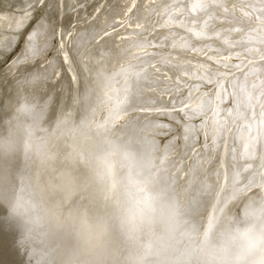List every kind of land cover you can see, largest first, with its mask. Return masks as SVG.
I'll return each mask as SVG.
<instances>
[{
  "label": "bare ground",
  "instance_id": "obj_1",
  "mask_svg": "<svg viewBox=\"0 0 264 264\" xmlns=\"http://www.w3.org/2000/svg\"><path fill=\"white\" fill-rule=\"evenodd\" d=\"M35 1L39 0H24L23 3L8 0V3L12 6L21 5L26 10L27 5L31 2L35 4ZM55 1L48 0L45 12L31 26L22 51L6 72L4 70L5 73L0 74V259H4L7 264L10 261L14 264H29L27 255L30 252L23 255L22 250L31 251L34 244H39L37 254L43 255L44 262L48 264H246L240 259L235 246L225 252L221 250L219 241L226 227L246 222L243 217L234 222L228 205L245 199L243 212L250 204L264 206V106L261 110L257 108L258 104L263 103L260 99L264 96V72L262 79L257 68H250L255 65L264 69V58L257 61V65L254 64L255 57L245 58L239 65L241 69H238L237 78L226 76L221 81L223 75H220L219 87L211 97L199 96L197 91L199 97H194L195 101L182 105L180 111L191 117L207 110V118L204 117L201 128H207L205 137H211L215 144L217 140L222 142L216 149L219 157L211 160L209 154L215 149L209 150L208 156L200 151L202 156L199 157V150L194 145L196 132L192 124L183 125L182 148L177 146L176 138L162 147L157 137L161 131L157 125L161 122L156 120V116L159 111L162 113L169 109L162 104L169 101L172 94H179L182 88L193 87L194 82L197 84L194 79H198L197 86L200 88L201 81H213L214 76L223 70L221 67L228 70L231 66L226 55L218 56L217 51V55L210 51L214 43L205 49L207 54L211 53L206 57L210 58H207L209 61L212 59V63L216 61V64H221L220 71L214 67V70L209 69L210 74L205 75L202 69L205 67L208 70L206 65L199 70L202 61H198V65L192 64L191 55L185 62L180 59L184 52L187 54L202 43L201 39L199 41L196 38L203 36L200 29L206 27L205 15L210 14L208 10L212 8H208L211 4L205 5L204 0H180L182 8L179 11L186 14L182 22L178 21L182 17H178L179 13L167 12L166 18L176 25L164 36V42L177 50L175 54L169 55L168 50L164 51L166 53L160 52V45L159 49L152 45L158 33L152 34L154 26L151 18L160 11L154 3L148 8L146 6V9L139 8L140 12L138 8L134 10L135 14H144V26L140 30L131 29L130 32H144L147 36L143 40L135 37L120 44L116 39L117 29H113L118 26L115 23L119 19L127 18L126 12L130 5L121 4L124 0L117 6H112V0H102L100 6L103 9L112 6L107 13L103 12V20L96 17V13H91L88 21L74 32L70 23L79 13H73L72 17L69 14L83 0H59L57 6ZM263 2L249 0L252 7L257 8L263 7ZM131 3H136V0ZM166 3L168 6L169 1L162 0L158 5L165 7ZM215 6L212 7L215 9ZM262 9L260 13L264 18ZM242 13L243 16L238 14V17L248 27L247 22L254 12L251 16V9L247 12L243 9ZM257 14L260 15L258 9ZM140 15L132 22L133 25L141 19ZM203 18L206 19L201 26L198 22ZM260 24L258 28L264 30L263 19ZM181 30L198 44L194 46L192 41L180 39L181 35L175 38ZM53 33L61 38L55 57L53 54L54 58L46 66L31 69L29 66L37 55H42ZM151 38L153 41L150 42ZM249 41L253 44L255 41L259 44L258 49L261 48L264 33L251 34ZM250 45L230 43L228 48L224 47L225 44L220 47L223 46L225 51L236 49L246 52V46L250 48ZM195 48L203 50L201 46ZM247 50L252 52L253 47ZM154 53L163 56L156 60ZM195 54L197 56L198 53ZM140 56L147 65L142 64L143 67L137 66L140 68L137 69L135 60L140 59ZM164 68L173 71L175 78L160 79L156 72L165 71ZM31 82L32 85L28 87ZM47 83H51L49 89L45 87ZM230 96L234 106L228 112L230 117L238 120L235 121L237 125L231 120V123L226 124L225 117L229 113L224 111V104ZM51 98L55 100L52 105ZM48 111L50 114L42 121ZM173 111H167L170 117L177 114ZM56 132L58 136L54 134ZM234 141L238 142V146H232ZM206 147H209L208 144ZM259 147L263 155L255 163ZM54 154L65 157L59 167L52 164ZM242 156L245 158L243 166L253 167L246 175L248 178L245 179L244 187L234 183L239 179ZM210 160L215 164L209 165ZM164 169L167 174L158 184L155 181ZM86 182L90 185L85 189ZM177 183L179 189L176 188ZM254 187H261L262 195L251 193ZM71 189H77V192L72 195ZM190 192L194 193L190 203L192 209L181 214L180 210L186 209L188 204L179 201L178 193L184 200V196ZM90 199L98 201L94 211L88 208ZM99 209L103 210L102 216L99 215ZM103 225L107 227L106 231L99 235L98 227ZM45 228L49 230L46 232ZM16 232L23 234H16L19 236L13 239ZM97 235L100 240L95 245ZM197 238L200 241L195 247L193 244ZM18 243L20 250L14 248L13 251ZM31 255L40 262L41 257L37 259L34 253Z\"/></svg>",
  "mask_w": 264,
  "mask_h": 264
},
{
  "label": "rangeland",
  "instance_id": "obj_2",
  "mask_svg": "<svg viewBox=\"0 0 264 264\" xmlns=\"http://www.w3.org/2000/svg\"><path fill=\"white\" fill-rule=\"evenodd\" d=\"M53 1H55V0H53ZM58 1L59 0H56L55 1V3H56V5L55 6H57L58 5ZM101 1L102 0H83L82 2H81V4L79 5V6H77V8L76 9H74L72 12H70L71 14H69L70 16L73 14V13H75V12H78L79 14H78V16L74 19V21L73 22H71L70 23V28H72L73 29V32L75 31V30H77L80 26H81V24L83 23V22H87L88 21V18L90 17V14L91 13H96L97 14V16L96 17H99L101 20H103V17H104V15H103V12H105V13H107L110 9H111V7L112 6H117V5H119L120 3L119 2H121V0H112L113 2H112V4H114V5H112V6H110L109 8H105V9H103V7H101L100 5H101ZM157 1H159V0H136V3H137V5H136V3H131V2H133V0H124L121 4H124V6H126L127 4L128 5H130L129 7V9L127 10V12H126V15H127V18L125 19V18H122V19H119V21L117 22V23H115V24H118V26H116L115 28L114 27H112V28H114L113 30H116V33H117V38L116 39H118V41H119V43L120 44H124V43H126L127 42V40H130V39H132V38H142L141 40H143V37H146L147 35L144 33V32H140V33H137V32H130L131 31V29H141V28H143V26H144V23H143V21H142V18H144V14H141L142 15V17H141V19L139 20V21H136L135 22V25H133L132 24V22L134 21V20H136L137 18H138V16L140 15V11H139V8L140 9H146V6H147V8L149 7V5L151 4H155V8L157 9H159L160 8V11L158 12V13H155V15L151 18L152 19V22H153V26H154V31L152 32V34H157L158 35V38H154L155 39V41L154 42H152V43H155L156 44V46H155V44H152L153 45V48H158V45H160V52L161 53H166V52H164V51H167V53H169V55L172 53V54H175L176 52H177V50H176V48L175 47H169L164 41H165V39H166V37H164V36H166L168 33H169V30H171V29H174L175 27H176V25H174L173 24V22H171L168 18H166V14H167V12L169 11V13L170 14H177V13H179L180 15H178V17H180V16H182V17H180L179 19H178V17H177V19H178V21L180 20H182V18L183 19H185L186 18V14L184 13V14H182L180 11H181V8H182V6H181V4L179 3V1L180 0H178V1H172V0H167V1H169V3H168V6H167V3H166V5H165V7H167V8H165L163 5H158L162 0H160L159 2H157ZM205 1V5L208 3V4H211L210 5V8H208V9H211V10H208L209 12H210V14L208 15L207 13V16L205 15V17H207V19L206 18H203L200 22H198V24L199 25H203V23H204V21H205V19H206V23L208 24H205V26L207 27L208 26V28H206V27H204V28H201L200 26V30L202 31L201 33H203V36L202 37H204V38H200V37H198V38H196V40H199L200 41V39L202 40L201 42L202 43H200V45L198 44V43H196V44H198V45H196L195 43H194V40L192 41L191 40V37L189 36L188 37V35L185 33V31L184 30H181L180 32L181 33H179V34H177L176 36H175V38L177 37V38H179V36H180V39H181V37H182V39H184V40H190V41H192V44L195 46H201V49H203V50H196L197 48H195V50H190L189 52H186L187 54H188V57H187V54H185V52L182 54V56L181 57H183V58H181L180 56V59L183 61V62H185L186 61V59L188 60V58L190 57V55H191V57H193V59L191 58V60L190 61H193V62H195V63H193L192 62V64H194V65H198L199 64V62H201L202 61V64H200V66H199V70H201V68L203 67V66H207L208 67V70H207V68H205V67H203V69H202V71L204 70V72H203V74H210L209 72V69H212V70H214L215 68H216V70H221V68L223 69V70H225V71H223V70H219L220 71V73H217V76H214V78H213V81H214V79H215V81L213 82L212 80H210V81H208L207 80V82H206V80L204 81H201V83H199V84H201V86H200V88H198V86H197V84H198V79H194L195 81H197V84H195L196 82H194V85H193V87H192V85H190L189 87H185V88H182V89H184V91H182V89H181V92L179 91V94H177V93H174L175 94V96H174V94H172L173 95V97L169 100V101H165L162 105L164 106V108H168L169 107V109L167 110V111H170V110H174L173 112L174 113H177V114H175L174 115V117L175 118H177V119H175L173 116L172 117H170L171 115H169V112H167L166 110V112L164 111V112H162V113H160L161 111H159L158 112V117L156 116V120H158L159 122H161V124H164V125H161V124H159V125H157L158 126V128H161V131L159 132V135L157 134V137H158V142H159V146H166L167 145V143H169V141L171 140V139H173V138H176L175 139V142L177 143V146L178 145H180V147L182 148L183 147V144H184V139L182 140V136H183V131L182 130H184V126H186L187 124H192V126L191 127H193V130H195V132H196V139L194 140V145H195V149L196 150H199V157H201L202 156V154L205 152V154H207V156H208V154H209V152H211V151H209V150H212V149H219V147L221 146L220 144H222V142H220V141H216V144L214 143L215 141L214 140H212L211 139V137H210V139H208L207 137H209V136H207V137H205V133H207V128L206 129H204L203 128V130H202V126H201V123H203V121L205 120V118L204 117H206V114L207 113H203V111L201 112V113H199V114H197V116L195 117H191V115H185V113H184V111L182 112V111H180L181 110V108H182V105L183 104H186V103H188V102H191V100H194L195 101V98H197V97H199V96H204V95H206L207 97H211L210 95H213L214 93H215V90L219 87L218 85H219V81H220V77L222 76V78L223 79H221V81H223L224 80V78L226 77V76H230L231 78H232V76H233V78L234 77H236L237 78V76L239 75V70L241 69L240 67H239V65H240V63H242L244 60H245V58L247 59V58H253L254 59V57H255V59H254V62L256 61V63H254V64H256L257 65V61L259 62V61H261V60H263V58H264V46H262V45H264V44H260V46H261V48L259 47V49H261V50H259L258 49V45L259 44H257L255 41H254V44H253V42L251 43V41H249V36L252 34V35H256V34H258L259 32H263L264 33V30H260V29H262V27L260 28H258V26H259V24H260V21L263 19V22H264V18H262L263 16H262V13H260V8H263L264 9V6L263 7H259V8H257V6L255 7V6H253L252 7V5L249 3V0H247V3L245 2L246 0H241L240 2H242V3H240L239 2V0H227V1H225V0H216L219 4L217 5V2L216 1H214V0H204ZM232 1V2H231ZM234 1H237V3H235ZM261 1V0H260ZM18 2H20V3H23L24 2V0H18ZM36 3L34 4V3H32L31 2V4H28L27 5V7H26V10H24L23 8L24 7H22L21 5H17V6H12V5H10L9 3H8V0H0V58H2L3 56H4V54L6 53V51H8L9 49H10V47L14 44V42L17 40V38H18V41H17V43H16V45H15V48L13 49V50H11L6 56H5V58L4 59H2V60H0V74H3V73H5L6 72V70H7V68L12 64V61H13V59L18 55V54H20V52L22 51V49H23V47H24V45H25V40H26V36H27V34H28V32H29V30H30V28H31V26L36 22V20L37 19H39L40 17H41V15L43 14V12H45V10H46V7H45V5H46V3L48 2V0H39V1H35ZM212 2V3H211ZM214 2H216V3H214ZM225 2H227V3H225ZM229 2V3H228ZM171 3V4H170ZM179 3V4H178ZM221 3V4H220ZM234 3V4H233ZM264 3V2H263ZM263 3H262V5H263ZM38 4V5H37ZM214 4H216V6H218V7H216ZM241 4V5H240ZM246 4V5H245ZM133 5V6H132ZM220 5V6H219ZM245 5V6H244ZM122 6V5H121ZM138 6V7H137ZM215 6V9L213 8V7ZM101 7V8H100ZM135 8H138L137 10L139 11H136V13L138 14H135V12H134V10H135ZM217 8V9H216ZM259 10V14L260 15H258L257 14V9ZM80 9V10H79ZM156 9H155V11H156ZM177 9V10H176ZM244 9V12L246 11H250V9H251V16H252V13L254 14L252 17H250V19L251 20H248V22H247V26L248 27H245L246 26V22L244 21V20H242L241 21V19H240V17H238V14H242L241 16H243V13H242V10ZM263 9H262V11H263ZM14 10H16V12L14 11ZM23 10V11H22ZM97 10V11H96ZM130 10V11H129ZM164 10H166V11H164ZM180 10V11H179ZM213 10V11H212ZM214 10H216V11H214ZM254 10V11H253ZM256 10V11H255ZM163 11V12H162ZM207 11V12H208ZM215 12L214 14H211L212 12ZM219 11H221V12H219ZM223 11V12H222ZM234 11V12H233ZM261 11V12H262ZM217 12V13H216ZM218 13H220V14H222V15H220V14H218ZM160 14H162V15H160ZM257 15V17H256V15ZM140 15V16H141ZM212 15V16H211ZM246 15V14H245ZM69 16V17H70ZM159 16V17H158ZM161 16V17H160ZM184 16H185V18H184ZM202 16V15H201ZM217 16V17H216ZM232 16H234L235 18H232ZM237 16V17H236ZM26 17V18H25ZM72 17V16H71ZM216 17V18H215ZM220 17H221V19H220ZM3 18V19H2ZM86 18V19H85ZM98 18V19H99ZM162 18H164V19H162ZM212 18V19H211ZM217 18H219L218 20H217ZM2 19V20H1ZM162 19V20H161ZM168 19V20H167ZM176 19V20H177ZM211 19V20H210ZM214 19V21H212ZM216 19V20H215ZM238 19V20H237ZM235 20V21H234ZM239 20H240V22H239ZM3 21V22H2ZM162 21H166V23L165 22H163L164 23V25H163V23H162ZM168 21V22H167ZM234 21V22H233ZM182 22V21H181ZM209 22V23H208ZM214 22V23H213ZM236 22H239L238 24L236 23ZM245 22V23H244ZM235 23H236V25H235ZM242 23V24H241ZM157 24V25H156ZM240 24V25H239ZM258 24V25H257ZM210 25V26H209ZM234 25H235V27L237 26H239V28L237 29V27L235 28L234 27ZM254 25H256V26H254ZM17 26H19V27H17ZM158 26H161V27H158ZM164 26V27H163ZM214 26V27H213ZM252 26V27H251ZM260 26H261V24H260ZM74 27V28H73ZM212 27V29H209V28H211ZM230 28V30H229V28ZM245 28V29H243V28ZM256 27V28H255ZM76 28V29H75ZM109 28V27H108ZM234 28V29H233ZM241 28H242V31H241ZM249 28H250V30L252 31H250L249 30ZM255 28V29H254ZM258 28V29H257ZM233 29V30H232ZM235 29H237V30H235ZM254 29V30H253ZM205 30V31H204ZM209 30V31H208ZM212 30H214L213 31V33H210V31L212 32ZM218 30H220V31H218ZM224 30V31H223ZM232 30V31H231ZM249 30V31H248ZM120 31V32H119ZM157 31V32H156ZM226 31V32H225ZM229 33H228V32ZM240 31V32H239ZM244 31V32H243ZM248 31V32H247ZM256 31V32H255ZM216 32V33H215ZM218 32H222V34L220 33H218ZM233 32V33H232ZM236 34H235V33ZM245 32H246V35H244L245 34ZM129 33V34H128ZM162 33V34H161ZM183 33H185V34H183ZM200 33V36L202 35ZM230 33H232V35L230 34ZM161 34V35H160ZM163 34H165V35H163ZM206 35V38H205V35ZM217 36V37H214L215 35ZM218 34H219V36H224L225 38H222L221 37V39H222V41H220L221 39H217L219 36H218ZM229 34V35H228ZM248 34H250V35H248ZM179 35V36H178ZM212 36V37H210V38H207V37H209V36ZM226 35V36H225ZM248 35V36H247ZM185 36V37H184ZM244 36V37H243ZM162 37L164 38V39H162ZM213 37H214V39H213ZM228 37V38H227ZM237 37V38H236ZM248 38V39H246V38ZM220 38V37H219ZM230 38H232V39H230ZM239 38V39H238ZM234 39V40H233ZM208 40V41H207ZM212 40V41H211ZM225 40V41H224ZM228 40V41H227ZM244 40V41H243ZM249 41L250 43H251V45H250V43L249 42H246L245 43V41ZM60 41H61V38L59 37V35L57 34V33H53L52 34V37H51V39H50V41H49V45L46 47V49L44 50V52L42 53V55H37V57H36V59H35V61H33L31 64V66H29L31 69H38V68H42V67H44V66H46L48 63H50L51 62V59H53L54 57H55V54H56V50H57V46L59 45V43H60ZM151 41H153V39L151 38V40H150V42ZM162 43H161V42ZM224 41V42H223ZM230 41H232V42H230ZM239 43H237V42ZM218 42V43H217ZM226 42L228 43V44H237V45H247L248 46V44L251 46V47H253V51L252 52H249V50H247V49H251V47L249 48V47H247L246 46V52L243 50H241V51H239V50H236L235 48H233V49H235V50H227L226 49V51L223 49L224 47H226V48H228V44L226 45ZM230 42V43H229ZM244 43V44H242V43ZM164 43H165V45H164ZM212 43H214V45L212 44ZM221 43V45L223 44H225V46L223 47H220L221 45H218V44H220ZM163 44V46H161ZM214 46H212V45ZM152 45H151V47H152ZM210 45L214 48H210ZM254 45V46H253ZM255 45H256V47H255ZM155 46V47H154ZM165 46V48H163L162 49V47H164ZM204 47V48H203ZM217 47V48H216ZM48 48V49H47ZM208 48H210V51L211 52H213L214 51V55H217L216 54V51H217V53H219L218 54V56L220 55V56H222V55H226L228 58H229V61H230V63H231V66L228 68V70H226V69H224L223 67H221V64L219 65L218 63V65L216 64V61L215 62H210V61H212V59L209 61V57H206L207 55H210L211 53H209V54H207L205 51L208 49ZM220 48V49H219ZM170 49V50H169ZM172 49V50H171ZM200 49V48H199ZM206 49V50H205ZM217 49V50H216ZM257 50V52H256V50ZM152 50H154V49H152ZM220 52H219V51ZM222 50V51H221ZM224 50V51H223ZM255 50V51H254ZM260 51V53H258L259 51ZM173 51H175V52H173ZM192 51V52H191ZM195 51V52H194ZM200 51V52H199ZM209 51V52H210ZM262 51V52H261ZM230 52H232V53H230ZM239 52V53H238ZM251 53L250 55H249V53ZM255 52V53H254ZM195 53H198L197 54V56H196V54ZM201 53V54H200ZM203 53V54H202ZM223 53V54H222ZM260 55V56H258V54ZM263 53V54H262ZM53 54H54V57H53ZM158 54V55H157ZM160 53H154L153 54V56H155L156 57V60H158V59H160L161 58V55H159ZM200 54V55H199ZM250 56H248V55ZM257 54V55H256ZM168 55V54H167ZM186 55V56H185ZM254 55H256V56H258V59H257V57L256 56H254ZM163 56V55H162ZM242 56V57H241ZM248 56V57H247ZM160 57V58H159ZM199 58V59H197V58ZM204 58L203 60H202V58ZM195 58L197 59V60H195ZM207 58H209V59H207ZM141 59V60H140ZM140 59H138V58H136V60H135V63H137V64H135L136 66H135V68H137V66L138 67H140V68H142L143 66H142V64H145V65H147L146 64V62L144 61V59H142V57L140 56ZM185 59V60H184ZM190 59V58H189ZM257 59V60H256ZM137 60L138 61H140V62H137ZM206 62H205V61ZM208 60V61H207ZM142 61V62H141ZM199 61V62H198ZM203 61H204V63H203ZM144 62V63H143ZM198 62V63H197ZM208 62H210V63H208ZM36 64V65H35ZM204 64V65H203ZM211 64V65H210ZM216 64V65H215ZM238 64V65H237ZM140 65V66H139ZM144 65V66H145ZM232 65H234V66H232ZM237 65V67H235ZM246 65V64H245ZM40 66V67H39ZM211 66V67H210ZM217 66V67H216ZM213 67V68H212ZM215 67V68H214ZM221 67V68H220ZM140 68H137V69H140ZM240 68V69H239ZM251 69H253V68H257V71L259 72V74H260V76L262 77V79H263V72H264V69H262L263 67H261V66H259V67H257V66H251L250 67ZM261 68V69H260ZM165 69V71L164 70H160V71H157L156 73H157V76L160 78V79H162V80H166L167 78H169V79H172L171 77H173V78H175L173 75H172V72L173 71H171L170 69H168V68H164ZM239 69V70H238ZM259 69V70H258ZM4 70H5V72H4ZM207 70V71H206ZM263 70V71H262ZM166 71H168V72H166ZM223 71V72H222ZM170 72V73H169ZM206 72V73H205ZM208 72V73H207ZM225 72H227L226 74H224ZM166 73H167V75L168 74H170V75H168L169 77H167V75H166ZM166 76H165V75ZM229 74H232V75H229ZM162 75H164V76H162ZM204 75V76H205ZM221 75V76H220ZM161 76V77H160ZM165 77V78H164ZM220 79H219V78ZM229 77V78H230ZM168 80V79H167ZM217 80V81H216ZM264 80V79H263ZM51 82V81H50ZM200 82V81H199ZM217 83V85H216V83ZM193 83V82H192ZM48 84V85H47ZM46 85H45V87L47 88V89H49L50 87H51V83L49 84V83H47ZM50 85V86H49ZM49 86V87H48ZM197 86V87H196ZM194 87H195V89H194ZM189 90V91H188ZM200 93V95L198 96V92ZM191 92V93H190ZM194 92H197V93H194ZM201 92L203 93V95H201ZM196 94V95H195ZM263 94H264V92H263ZM171 96V95H170ZM189 96V97H188ZM190 96H193V97H190ZM181 97V98H180ZM195 97V98H194ZM167 98H169V97H167ZM184 98H186V99H184ZM192 98V99H191ZM174 99V100H173ZM177 99L179 100V99H181L182 101L180 102V100L179 101H177ZM183 99L185 100V101H183ZM261 99L263 100V101H261ZM261 99H260V102H263V103H260V104H258V106H257V108L258 109H262V107L264 106V96H262L261 97ZM175 101H177V102H175ZM168 102V103H167ZM179 102V103H178ZM185 102V103H184ZM178 103V104H177ZM180 103H182V104H180ZM177 104V105H176ZM245 104H247L246 102H245ZM175 105V106H174ZM172 106V107H171ZM176 106H178V107H176ZM233 106H234V100H233V98L230 96L229 98H228V100L225 102V104H224V107H225V109H224V111L226 110L227 112L228 111H230L232 108H233ZM261 106V107H260ZM175 109H174V108ZM172 108V109H171ZM177 108V109H176ZM178 108H180V109H178ZM177 110V111H176ZM159 113H160V116H159ZM165 113H166V116H165ZM168 113V114H167ZM184 113V114H183ZM229 113V112H228ZM227 114V113H226ZM164 115V116H163ZM205 115V116H204ZM115 116V115H114ZM177 116V117H176ZM187 116H190V118H188ZM199 116V117H198ZM227 117H225V119H226V124L227 123H231V122H229V120H231L232 122H234L235 123V121H238V120H235V117H230V113L229 114H227L226 115ZM113 118V117H112ZM174 118V119H173ZM194 118V119H193ZM207 118V117H206ZM230 118V119H229ZM189 119V121H187ZM228 119V120H227ZM234 119V120H233ZM237 119V118H236ZM187 121V122H186ZM166 122V123H165ZM189 122V123H188ZM111 123V122H110ZM183 123V124H182ZM186 123V124H185ZM195 125H194V124ZM237 123V122H236ZM235 123V125H237ZM169 124V125H168ZM185 124V125H184ZM198 124V125H197ZM233 124V123H232ZM160 125H161V127H160ZM184 125V126H183ZM228 125V124H227ZM108 126H110V124L108 125ZM162 126H164V127H162ZM167 126H169V127H167ZM194 126H196V127H194ZM165 127H167V128H165ZM198 127V128H197ZM167 129H170V130H167ZM206 130V131H205ZM205 132V133H204ZM204 133V134H203ZM207 138V139H206ZM168 141V142H167ZM214 141V142H213ZM183 142V143H182ZM196 142V143H195ZM210 143V144H209ZM214 143V144H213ZM217 143H219V144H217ZM238 143V142H237ZM237 143H236V141H234V143H232V146L233 147H235V146H238L237 145ZM208 144V146L209 147H206V145ZM213 145V148H211V146ZM215 145V146H214ZM217 146V147H216ZM205 148V149H204ZM206 148H208V150H206ZM184 149V148H183ZM215 150H212V152L209 154L210 156H211V160L213 159H216L217 157H219L218 155H219V152L216 150V152H217V155H216V152H215ZM200 151H202V154H201V152ZM214 152H215V154H214ZM262 155H263V152H262V148H260L259 147V151H258V153H257V155H256V157H255V159H254V162L256 163L257 162V159L258 158H260V156L262 157ZM198 156V155H197ZM213 157V158H212ZM244 157L242 156L241 157V161L243 160V162H241V165H242V167L240 168V170L237 172L238 173V177L237 178H239V179H237L234 183L237 185V186H243L244 187V183L246 182L245 181V179H247L248 177H246V175L247 174H249L250 172H251V169L253 168H247V167H245V166H243L244 165V163H245V158L243 159ZM210 160V161H211ZM259 161L261 160V158L260 159H258ZM258 161V162H259ZM190 162H191V160L188 162L189 164H190ZM207 162H209V161H207ZM214 162H212L211 161V163H209V165H212ZM254 163V164H255ZM215 164V163H214ZM258 164V163H257ZM243 171V172H242ZM250 171V172H249ZM247 172V173H246ZM240 176V177H239ZM242 177V178H241ZM241 178V179H240ZM238 183V184H237ZM235 185L233 184V187H234ZM243 187H242V192H243ZM239 194L241 193V191H239L238 192ZM237 193V194H238ZM251 193H254L255 195H258V196H260V195H262V193H263V190H261V187L259 188V187H254L253 189H251ZM246 198V197H245ZM244 204H245V199H240L239 201H236V202H234V203H232L231 205H228V209H229V214H231L232 216H233V221L235 222V221H239L240 219H241V217H242V213H243V207H244ZM7 264V263H6Z\"/></svg>",
  "mask_w": 264,
  "mask_h": 264
},
{
  "label": "clouds",
  "instance_id": "obj_3",
  "mask_svg": "<svg viewBox=\"0 0 264 264\" xmlns=\"http://www.w3.org/2000/svg\"><path fill=\"white\" fill-rule=\"evenodd\" d=\"M242 217L246 222L225 228L219 241L220 248L227 252L235 246L246 264H264V206L250 204Z\"/></svg>",
  "mask_w": 264,
  "mask_h": 264
},
{
  "label": "water",
  "instance_id": "obj_4",
  "mask_svg": "<svg viewBox=\"0 0 264 264\" xmlns=\"http://www.w3.org/2000/svg\"><path fill=\"white\" fill-rule=\"evenodd\" d=\"M17 41H18V38H17V40L14 42V44L10 47V49L8 50V51H6V53L4 54V56L2 57V58H0V60H2V59H4L5 58V56L11 51V50H13L14 48H15V45H16V43H17ZM48 49V48H47ZM33 81H35V80H33ZM32 81V82H33ZM32 82H31V84H29V86L28 87H30V85H32ZM32 98H36V96H33ZM50 103H51V105L54 103V98H51L50 99ZM50 111H51V107H50ZM50 111H48V113H46L45 114V116H43V118H42V121H43V119H45V117L46 116H48L49 114H50ZM67 111V110H66ZM71 116H69V118H70ZM57 126V125H56ZM56 126H54L55 128H56ZM53 130V129H52ZM54 131H52V133H53ZM52 133H50V134H52ZM54 134H56V136H58V133L56 132V133H54ZM61 153V152H60ZM52 160V164L54 165V166H60V164H63V161H65L64 159H65V157H63V158H61V156L60 155H58L57 156V154H54L53 156H52V158H51ZM66 167V166H65ZM71 170V169H70ZM167 174V170L166 169H164L161 173H159L158 174V176H157V181H155V182H159L158 184H160V182L162 183V180H163V178L165 177V175ZM74 176V175H73ZM156 180V179H155ZM178 185H176V188H178L179 189V183H177ZM90 184H89V182H86V184H85V189L89 186ZM72 190V189H71ZM75 190H77V189H73L72 191H71V194L73 195V193H76L77 191H75ZM179 191V190H178ZM197 192V191H196ZM70 194V195H71ZM173 196V195H172ZM180 200V202H182V201H184V203L186 202L188 205L186 206V209H182V210H180V213L182 214V213H185L186 212V210L188 211L189 209H192V204H190V203H192L191 201H192V199H193V197H194V193H192V192H190L189 194H187L186 196H184L185 198H184V200H181L182 198V195L181 194H179L178 193V196H177ZM91 201H90V203L88 204V208H90V209H92L93 211H94V209L96 208V206H97V202L98 201H92V199H90ZM226 200V199H225ZM225 200L224 201H222L221 202V204H220V206H222V203L223 202H225ZM185 208V207H184ZM220 208L221 207H219V209H217V211L219 212V210H220ZM90 209L88 210V211H90ZM208 209V208H207ZM91 210V211H92ZM100 210V213H99V215H101L102 213V211L103 210H101V209H99ZM183 210H185L184 212H183ZM227 214V213H226ZM103 215V214H102ZM101 215V216H102ZM185 215V214H184ZM231 219H233V216H232V218ZM95 220H99V219H95ZM95 225V224H94ZM106 228L107 227H105L104 228V225L102 226V227H98V229H99V232H98V234L100 235V233H103V232H105L106 231ZM109 228V227H108ZM51 229V228H50ZM109 229H111V228H109ZM49 229L48 228H45V230L44 231H48ZM52 230H54V228L52 227ZM52 230H50L49 232H51ZM18 232H20V230L18 231ZM18 232H16V233H14L13 234V239H15V237L17 238V236H19V235H22L23 233H18ZM16 234H19V235H16ZM9 237V236H8ZM97 237V238H96ZM95 238H96V240H95V245L96 244H99L98 243V241L100 240V239H98V235L96 236ZM9 239L10 240H12L10 237H9ZM193 241H195V239H193ZM200 241V239L199 238H197L196 239V241H195V243L193 244V245H195V247H196V245L198 244V242ZM18 242V241H17ZM2 242H0V244H1ZM10 244H13V242H10ZM19 244L20 243H18L15 247H13V251L15 250L14 248H20L19 247ZM1 246V245H0ZM38 246H39V244H34L33 246H32V248H31V251L28 249V250H22V253H23V255L27 252V253H29L30 252V255L28 254L27 256H29V257H27V261H29V264H48V263H45L44 262V256L43 255H38L37 253H39V250H38ZM199 246V245H198ZM198 246H197V248H198ZM18 250H20V249H18ZM198 252V251H197ZM34 253V256L38 259V256L39 257H41V259H40V262H38L37 260L35 261L34 260V258H33V255H31V254H33ZM1 255V254H0ZM22 255V256H23ZM64 259V258H63ZM12 262L10 261V263L9 264H11ZM18 263V262H17ZM0 264H6V262H5V260L4 259H0ZM12 264H14V262L12 263Z\"/></svg>",
  "mask_w": 264,
  "mask_h": 264
}]
</instances>
